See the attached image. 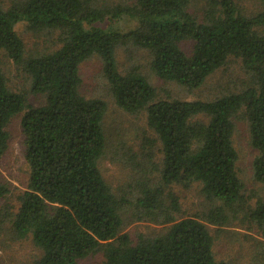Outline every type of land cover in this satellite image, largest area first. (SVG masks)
Masks as SVG:
<instances>
[{
	"label": "trees",
	"instance_id": "16d2710c",
	"mask_svg": "<svg viewBox=\"0 0 264 264\" xmlns=\"http://www.w3.org/2000/svg\"><path fill=\"white\" fill-rule=\"evenodd\" d=\"M258 1L261 7L250 13L239 0L0 1V158L10 139L7 126L23 112L29 179L12 227L42 250L36 264H83L96 253L105 264H228L215 255L210 224L225 225L240 214L264 237V199L246 194L234 143L236 120H246L257 150L253 176L264 182V0ZM123 17L137 26L122 32ZM21 22L35 31L58 30L57 47L26 56ZM184 41L193 42L191 53ZM125 42L149 52L159 78L189 90L231 56L241 60L248 79L213 99L163 96L138 67L121 70L117 48ZM3 53L23 64L41 104L11 88ZM96 56L117 104L146 113L157 138L145 142L161 144V160L157 150L148 152L151 171L138 169L135 199L116 192L100 166L107 102L82 92L80 71ZM195 183L212 205L201 216L184 215L169 188ZM9 191L0 181V198ZM128 212L163 229L134 237L125 231Z\"/></svg>",
	"mask_w": 264,
	"mask_h": 264
},
{
	"label": "rangeland",
	"instance_id": "374dc122",
	"mask_svg": "<svg viewBox=\"0 0 264 264\" xmlns=\"http://www.w3.org/2000/svg\"><path fill=\"white\" fill-rule=\"evenodd\" d=\"M0 1L10 5L14 0ZM117 1L119 0H103V3ZM239 4L247 13L258 11L261 7L258 0H239ZM118 25L122 32H128L137 26V21L123 17ZM17 28L25 43L26 56L47 52L58 45V30L35 31L24 22L19 23ZM182 47L191 53L193 42L184 41ZM117 57L122 71L133 66L138 67L160 89L163 96L169 94L190 100L213 99L227 91L239 90L248 79L241 60L231 56L202 86L189 90L175 81L159 78L151 68L149 52L132 42L121 43L117 48ZM3 67L11 88L26 93L28 101L33 104L39 105L44 101L41 95L31 90V80L23 64L16 63L12 57L3 53ZM80 71L83 78L82 92L89 97H101L107 102L104 118L107 150L100 161L103 175L116 192L135 199L138 169L147 166L149 172L151 171L148 152L157 150L156 158L161 160V144L156 142V148L145 142L146 137L157 138L156 133L148 126L145 112L130 113L117 104L109 88L100 57L84 61ZM22 117L23 112H20L11 118L7 126L10 139L0 158V181L7 183L10 188L9 193L0 198V259L3 264H36L42 256V250L34 243L32 237L18 238L12 227L13 213L19 207L20 195L27 188L29 179ZM234 143L239 152L237 167L245 183L246 194L253 200L264 199V182L257 181L253 176V160L257 150L251 145L249 124L246 120H236ZM169 190L179 197L184 215L201 216L212 205L198 183L188 188L173 184ZM162 229L163 227L156 223L134 219L131 212L125 215V231L134 237L139 233L150 234ZM210 229L218 259L225 260L228 264H264V237L256 224L247 217L240 214L225 225L210 224ZM81 262L105 264V258L101 253L90 254Z\"/></svg>",
	"mask_w": 264,
	"mask_h": 264
}]
</instances>
